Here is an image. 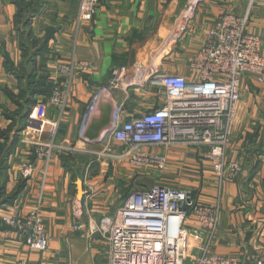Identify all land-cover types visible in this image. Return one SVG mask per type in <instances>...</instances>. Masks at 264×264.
<instances>
[{"label": "crops", "instance_id": "1", "mask_svg": "<svg viewBox=\"0 0 264 264\" xmlns=\"http://www.w3.org/2000/svg\"><path fill=\"white\" fill-rule=\"evenodd\" d=\"M80 5L81 0H0V158L10 152L3 165L0 160V187L5 184L2 199L16 194L0 212L7 206L20 214L39 210L49 237V249L41 253L0 225V264H109V229L119 209L132 192L153 186L219 204L210 252L242 264H264V84L252 76L241 82L227 155L243 170L225 181L221 195L206 149L152 147L167 159L166 169H139L122 157L125 146L108 134L115 120L127 122L165 104L164 91L149 84L154 74L193 77L192 64L223 15L248 16V31L262 38L264 51V0H101L94 20L78 24ZM72 59L91 64L92 70L74 75L60 114L49 98L65 83L58 66ZM122 68V82L103 94L88 138L81 140L93 98ZM31 99L34 107L47 104L49 121L61 118L49 162L38 150L49 144L50 130L36 133L27 129L28 119L20 121ZM186 226L200 229L194 216ZM200 233L192 258L203 245Z\"/></svg>", "mask_w": 264, "mask_h": 264}, {"label": "built area", "instance_id": "2", "mask_svg": "<svg viewBox=\"0 0 264 264\" xmlns=\"http://www.w3.org/2000/svg\"><path fill=\"white\" fill-rule=\"evenodd\" d=\"M100 5L101 0H81L78 24L93 21ZM248 22L246 15L229 13L220 17L192 64V78L154 74L149 84L164 91L165 104L139 118L114 121L108 134L125 146L122 157L131 165L164 171L167 159L149 149L186 145L207 150L219 195L227 179L240 175L242 164L229 160L227 151L240 104L241 82L252 76L264 84L263 41L248 31ZM91 70V64L75 59L58 66L65 83L53 90L49 102L60 114L67 106L74 75ZM124 71V68L114 70L107 86L93 98L80 127L81 140L85 139L99 100L104 93L119 86ZM46 111L47 104L38 103L30 112L26 127L36 133L50 130L49 144L38 150L40 157L49 162L57 148L55 139L61 118L49 121ZM220 211L219 204L198 203L190 198L189 191L173 187L153 186L134 191L124 201L109 229V264H242L238 258L210 252L220 223ZM190 216L197 219L199 230H188L186 223ZM0 221L23 236L31 250L48 251L49 237L39 210L20 214L16 208L7 206L0 212ZM200 230L204 232L203 245L192 258L194 244L203 237ZM19 264L32 263L23 260Z\"/></svg>", "mask_w": 264, "mask_h": 264}, {"label": "trees", "instance_id": "3", "mask_svg": "<svg viewBox=\"0 0 264 264\" xmlns=\"http://www.w3.org/2000/svg\"><path fill=\"white\" fill-rule=\"evenodd\" d=\"M14 1H16V0H14ZM22 8L24 9V6L22 5ZM29 8V11H31L32 10V6H30V7H28ZM26 9V8H25ZM36 11V10H35ZM35 11L33 12V11H31V12H33V13H35ZM31 12H28L27 14H29V16H27V14H26V19H27V21L26 22H28L29 20L28 19H30L31 18V15L32 14H30ZM33 95H34V93H33ZM28 103L29 104H27V110L25 111V112H23L22 113V118H21V123L22 122H25V120H27L28 119V117H29V114H30V112L32 111V108L34 107V105H35V100H29L28 101ZM2 153V152H1ZM9 154H10V152L9 151H7L5 154H2V158H0V160H1V165H3V163H4V161H6V159L7 158H9ZM6 183V182H5ZM19 189H20V187H19ZM2 190H5V184H4V186H2V187H0V209H2L3 207H5L6 205H8L9 203H11V202H13V199L15 198V196H16V194H12L10 197H8V198H6V199H2V196H4L3 194H4V191H2Z\"/></svg>", "mask_w": 264, "mask_h": 264}, {"label": "water", "instance_id": "4", "mask_svg": "<svg viewBox=\"0 0 264 264\" xmlns=\"http://www.w3.org/2000/svg\"><path fill=\"white\" fill-rule=\"evenodd\" d=\"M85 137L88 138V135L85 134ZM80 183H81V182H80ZM190 198H191V199H194V198H195L193 193H190Z\"/></svg>", "mask_w": 264, "mask_h": 264}, {"label": "rangeland", "instance_id": "5", "mask_svg": "<svg viewBox=\"0 0 264 264\" xmlns=\"http://www.w3.org/2000/svg\"><path fill=\"white\" fill-rule=\"evenodd\" d=\"M33 131V130H32ZM45 223V222H44ZM0 225H2V227H5V225H3L2 223H1V221H0ZM8 228H10V227H8ZM11 229V228H10Z\"/></svg>", "mask_w": 264, "mask_h": 264}]
</instances>
